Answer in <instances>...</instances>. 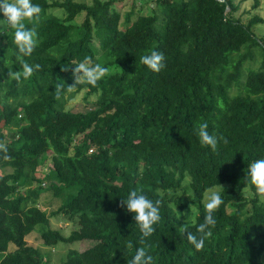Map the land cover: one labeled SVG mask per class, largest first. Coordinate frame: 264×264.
Wrapping results in <instances>:
<instances>
[{
  "label": "trees",
  "instance_id": "trees-1",
  "mask_svg": "<svg viewBox=\"0 0 264 264\" xmlns=\"http://www.w3.org/2000/svg\"><path fill=\"white\" fill-rule=\"evenodd\" d=\"M152 1L160 14L133 4L123 16L116 0H31L42 9L39 43L24 59L41 69L19 85L7 77L8 68L21 67L13 30L0 28V144L7 148L0 150V264H52L26 240L37 225L41 244L75 245L61 264H128L139 247L153 264H264V203L247 182L248 165L264 159V63L246 73L243 66L254 48L264 56V38L253 31L264 18L242 22L233 0ZM152 50L165 57L159 72L140 63ZM86 56L110 74L96 87L76 85L95 99L71 110L65 96L74 78L61 65ZM234 84L239 90L230 93ZM204 122L217 137L215 152L200 146ZM215 185H223L224 203L197 251L176 228L186 223L197 234L204 195ZM132 189L163 201L144 245L133 214L120 206ZM45 192L58 202L50 212L53 204L40 202ZM57 215L71 223L68 234L50 227Z\"/></svg>",
  "mask_w": 264,
  "mask_h": 264
},
{
  "label": "clouds",
  "instance_id": "clouds-1",
  "mask_svg": "<svg viewBox=\"0 0 264 264\" xmlns=\"http://www.w3.org/2000/svg\"><path fill=\"white\" fill-rule=\"evenodd\" d=\"M41 12L40 5L33 4L31 0H0V13H3L4 17L0 19V28L13 30V43L16 46L14 54L21 66L20 70L15 71L6 66L8 68L7 77L16 81L18 85L32 77L35 71L41 69L40 64H29L24 59L30 57L38 47L37 27L41 21ZM27 25H31V27ZM164 59L163 53L152 50L149 54L141 56L140 63L153 72H159L166 66ZM61 71H71L74 78V83L68 85V92L75 91L76 85L83 84L96 87L98 81L110 74L109 68L94 63L90 56H86L82 62L74 64V67L71 68L68 64L61 65ZM0 72H2V69H0ZM63 93V85L55 84V98L57 100L61 99ZM196 135L202 148L207 147L213 152L217 151V137L208 132L207 122L199 124ZM220 140L225 145L228 143V140L224 137H220ZM0 150L7 152L4 144H0ZM8 158L5 157V159ZM247 182L255 189L254 195L259 198L261 203H264V159H256L248 165ZM204 199L203 222L195 225L196 233L199 236L190 231L189 225L186 223L179 224L176 228L197 251L203 250L205 240L212 236L211 229L216 225L213 214L224 203L219 191L211 188L205 193ZM162 203V199L153 201L143 194L142 190L138 191L136 189L130 190L126 199H121L120 206L133 214L134 221L138 225L141 233L139 238L141 245L145 244V238L150 237L156 231L154 225L161 220L160 207ZM174 211L177 212L176 208ZM179 217L180 215L177 216V220ZM132 246V243L129 242L128 247L131 248ZM128 264H153V257L148 254L146 247H139L135 250V254Z\"/></svg>",
  "mask_w": 264,
  "mask_h": 264
},
{
  "label": "rangeland",
  "instance_id": "rangeland-1",
  "mask_svg": "<svg viewBox=\"0 0 264 264\" xmlns=\"http://www.w3.org/2000/svg\"><path fill=\"white\" fill-rule=\"evenodd\" d=\"M82 1V0H78ZM86 2H89L90 0H84ZM234 4L237 6V9L235 11V17L240 18V20L244 23H247L249 18L253 15H259L262 18H264V0H258V6L253 7L255 0H233ZM133 4H136V8L138 6H143L142 7V12L143 13H148L151 10H156V13L160 14L158 7L155 5V2L152 0H116V7L119 8L121 15L124 16L126 11H128ZM51 12L55 15H61L62 11L60 9H53ZM84 17V14L78 15V17L75 19V23H80ZM123 24V23H122ZM254 34L259 38H264V23H259L254 25L253 27ZM93 44L97 46V40L94 39ZM255 49V59L244 61L243 66H244V73L248 71V68L251 67L253 69H258L259 66H261L264 63V56L260 50V48H254ZM247 50L246 48H242L241 51L237 54H234V58L239 56L241 53H245ZM263 57V58H262ZM249 66V67H248ZM244 77V76H243ZM242 77V80H243ZM237 83V82H235ZM243 87V86H242ZM239 90V86L237 84H234L232 88L230 89V93H236ZM85 89L79 91V92H68L66 94V105L65 107L71 110H87L91 107H93V101L95 99L94 95H91L85 99ZM244 91V87H243ZM9 135V132L6 133ZM49 156V152H48ZM48 165L45 164L41 168L42 171H46ZM0 173L2 171L0 170ZM45 183V182H44ZM43 185V182L41 183ZM223 185H215L211 187V189L219 191V189L222 188ZM210 189V188H209ZM208 190V189H207ZM206 190V192H207ZM205 197V195H204ZM42 200V201H41ZM205 201V199H204ZM40 202L42 207H46L48 204H53L52 206H47V212L52 211L53 209H56L58 206V202H55L53 199V196L50 192H45L41 194L40 197ZM230 210H232V207H229ZM39 225L35 227V229L32 231V233L27 236L26 240L28 243L35 244L41 251L46 253L47 256H49V260L52 264H61L62 261L65 259L66 254H67V249L68 247H75V245H57L55 249H51L43 244L38 240L39 236ZM50 227L51 228H57L60 231L63 232V234H68L69 231L72 228V225L70 222H67L64 217L61 215L53 216L50 218ZM10 249L13 248V244H10L9 246ZM263 258V257H262Z\"/></svg>",
  "mask_w": 264,
  "mask_h": 264
},
{
  "label": "water",
  "instance_id": "water-1",
  "mask_svg": "<svg viewBox=\"0 0 264 264\" xmlns=\"http://www.w3.org/2000/svg\"><path fill=\"white\" fill-rule=\"evenodd\" d=\"M228 9H229V6L227 5V6H226V10H228Z\"/></svg>",
  "mask_w": 264,
  "mask_h": 264
}]
</instances>
